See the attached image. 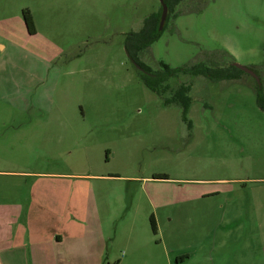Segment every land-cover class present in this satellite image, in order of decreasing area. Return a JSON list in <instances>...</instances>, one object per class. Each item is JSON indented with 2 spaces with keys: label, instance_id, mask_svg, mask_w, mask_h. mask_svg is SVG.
<instances>
[{
  "label": "rangeland",
  "instance_id": "rangeland-1",
  "mask_svg": "<svg viewBox=\"0 0 264 264\" xmlns=\"http://www.w3.org/2000/svg\"><path fill=\"white\" fill-rule=\"evenodd\" d=\"M160 12L159 0H0V223L17 221L16 243L19 225L32 244L73 231L66 250L87 252L64 264H264V0H183L140 52L152 70L213 61L257 75H178L186 115L125 51Z\"/></svg>",
  "mask_w": 264,
  "mask_h": 264
},
{
  "label": "trees",
  "instance_id": "trees-1",
  "mask_svg": "<svg viewBox=\"0 0 264 264\" xmlns=\"http://www.w3.org/2000/svg\"><path fill=\"white\" fill-rule=\"evenodd\" d=\"M163 1L167 5L169 12L183 0ZM21 14L26 26L27 33L29 35H34L35 26L30 11L27 9H23ZM160 15L161 12L150 15L148 18H146L144 21L145 24L140 32L129 34L127 33L124 41L125 51L134 66L138 65L139 69H135L139 78L143 81L144 86L149 91L159 96L160 99L163 100V104L165 106L175 105L182 110L184 115H186L192 101L189 96L190 86L188 83H181L172 86L171 80L173 78L177 77L180 74H183L192 75L195 77L203 76L209 80H212V82L221 80L231 81L236 79L234 71L241 70L236 69L235 67H233V65L222 66V64H220V66H215L212 64L213 61L208 65L205 63H195L189 67H184L181 69L169 68L168 65H165L163 63L157 64V68L154 70L147 67V65H145L144 62L139 59V54L142 50L150 48V46L158 38L160 32V30L158 29ZM255 91L257 102L256 105L258 108L264 111L263 84L260 83L259 86H255ZM156 178L160 179L164 177ZM149 222L153 233H156L157 226L155 217L153 215H151Z\"/></svg>",
  "mask_w": 264,
  "mask_h": 264
},
{
  "label": "crops",
  "instance_id": "crops-1",
  "mask_svg": "<svg viewBox=\"0 0 264 264\" xmlns=\"http://www.w3.org/2000/svg\"><path fill=\"white\" fill-rule=\"evenodd\" d=\"M65 197L66 195H62L61 199L55 203L57 208L54 209L52 208L56 216H58L59 218H61L65 214L63 213V207L59 208V206H62L60 203L61 200H63ZM95 199H96V195L93 198L89 199L91 203H88L89 201H87L86 208L87 209L89 208V210H87L86 212V217L90 216V212H92V210L95 213V215L92 213L93 218H96L98 216L97 215L98 207H97V203L95 202L96 201ZM11 207L13 208L12 210L16 211L15 213H17V215L20 214L21 212L20 204L19 205L14 204ZM17 207L19 209V213L17 211ZM1 208L8 209L9 206L3 204ZM84 218L85 217H83L82 219L84 220ZM14 224H17V221L7 225H5V223H0V261L3 263L8 264L16 260H22L26 263L29 262L31 264L33 262L38 263V261H41L43 264H64L66 263V261L70 263V261L72 262V260H77V256L80 257L83 254V252L84 253L87 252L86 247L83 244H80V242L76 244L78 249V252L76 254L74 253L75 250L73 248L69 249L68 251L66 250L65 239H69L74 242L77 239L73 231H71L70 233L71 237L70 235H67L65 239L64 237L56 233L46 237L45 239L38 241L36 240L35 244H32L31 242L26 243V241H24L26 230L25 227H21V225H19L20 228L17 236H20L22 242L16 243L13 240H11L12 235L14 233V228H13ZM88 231L89 229L85 228V233H88ZM22 236L24 237V239L22 238ZM34 239H36V237ZM88 257H91V255H88ZM120 263L121 261L118 262V264Z\"/></svg>",
  "mask_w": 264,
  "mask_h": 264
},
{
  "label": "water",
  "instance_id": "water-1",
  "mask_svg": "<svg viewBox=\"0 0 264 264\" xmlns=\"http://www.w3.org/2000/svg\"><path fill=\"white\" fill-rule=\"evenodd\" d=\"M159 2H160V5H161V8H162V12H161L160 19H159V27H158V29H159V30H162L163 25H164V22H165V20H166V15H168V7H167V5L164 3L163 0H159ZM134 67L137 68V69H139L138 65H135ZM233 67H235L236 69L241 70V71L245 72L246 74L252 76V77L255 78V79L258 81V83H259V79H258L257 75L255 74V72L252 71V70H250V69L247 68L246 66H242V65H239V64H237V63H234V64H233ZM259 84H260V83H259Z\"/></svg>",
  "mask_w": 264,
  "mask_h": 264
}]
</instances>
